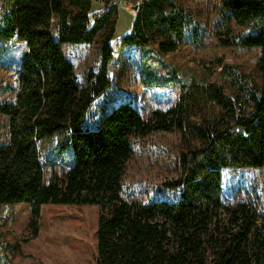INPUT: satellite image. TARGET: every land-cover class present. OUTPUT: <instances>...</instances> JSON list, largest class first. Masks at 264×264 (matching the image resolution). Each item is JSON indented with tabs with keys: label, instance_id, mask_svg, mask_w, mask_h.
Here are the masks:
<instances>
[{
	"label": "trees",
	"instance_id": "obj_1",
	"mask_svg": "<svg viewBox=\"0 0 264 264\" xmlns=\"http://www.w3.org/2000/svg\"><path fill=\"white\" fill-rule=\"evenodd\" d=\"M102 1L91 10L92 0H0V40L24 45L14 99L0 103L9 120L8 141L0 144V203L29 205L24 241L37 235L43 205L97 206L96 264H264V213L221 197L222 169H264V0H219L216 10L218 45L257 48L258 80L221 60L227 91L206 79L176 81L171 72L180 88L176 105L144 118L124 102L90 127L88 112L110 83L118 16L115 3ZM123 1L133 19L120 46H155L164 55L190 31L178 0ZM97 40L102 61L82 85L60 44ZM173 130L181 142L179 174L170 183L177 199H123L130 139ZM55 134H63L59 147L72 163L45 181L40 147Z\"/></svg>",
	"mask_w": 264,
	"mask_h": 264
},
{
	"label": "rangeland",
	"instance_id": "obj_2",
	"mask_svg": "<svg viewBox=\"0 0 264 264\" xmlns=\"http://www.w3.org/2000/svg\"><path fill=\"white\" fill-rule=\"evenodd\" d=\"M178 1L188 12L192 25L175 51L161 55L155 46L142 52L135 45L118 44L119 38L130 29L133 13L123 0H111L117 6L118 16L111 41L113 55L108 64L110 83L94 100L87 115L88 126H96L112 107L124 102L132 104L144 118L154 109L173 107L180 97L175 80L206 79L227 91L219 73L222 63L237 65L258 80L257 48L224 47L217 43L219 0ZM102 5V0H92L91 10ZM51 32L57 39L56 21L52 23ZM60 46L73 66L77 81L86 84L87 74H96L102 61L98 40L91 44L61 43ZM23 50L21 41L0 40V103L14 99L16 70ZM144 60L148 63L146 69H143ZM148 72L152 74L147 75ZM171 72L175 73L172 75L175 80L169 79ZM245 106L248 108L247 104ZM8 136V117L0 114V144L8 141ZM62 139L63 134H55L40 147L45 181L68 169L72 163L70 151L59 147ZM130 146L132 156L121 179L122 198L138 202L176 200L178 190L170 183L179 174V133L157 131L145 137H132ZM221 173L224 203L248 202L257 212L264 213V169L224 168ZM97 213V206L93 205H43L37 235L24 241L30 233L29 205L0 203V264H96Z\"/></svg>",
	"mask_w": 264,
	"mask_h": 264
},
{
	"label": "water",
	"instance_id": "obj_3",
	"mask_svg": "<svg viewBox=\"0 0 264 264\" xmlns=\"http://www.w3.org/2000/svg\"><path fill=\"white\" fill-rule=\"evenodd\" d=\"M136 8V6H133V9H135Z\"/></svg>",
	"mask_w": 264,
	"mask_h": 264
}]
</instances>
